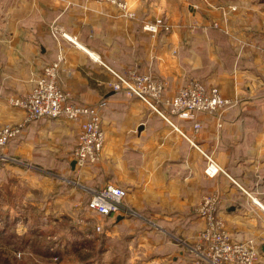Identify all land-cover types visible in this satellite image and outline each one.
I'll return each mask as SVG.
<instances>
[{"label":"crops","instance_id":"crops-1","mask_svg":"<svg viewBox=\"0 0 264 264\" xmlns=\"http://www.w3.org/2000/svg\"><path fill=\"white\" fill-rule=\"evenodd\" d=\"M128 1L135 18L104 0H0V125L22 126L0 150L16 159L0 156V240L12 235L10 220L12 233L29 238L24 248L33 245L34 264H212L196 263L193 247L205 226L200 204L215 193L226 227L254 239L264 264V0ZM157 16L173 29L142 28ZM59 53L69 98L102 104L97 162L73 164L78 121L28 120L10 102ZM113 70L153 75L165 83L163 100L198 81L236 102L194 118L170 114L162 102V114L115 89ZM204 151L223 168L215 176L205 173ZM107 183L127 190L122 211H87L92 190Z\"/></svg>","mask_w":264,"mask_h":264},{"label":"built area","instance_id":"built-area-1","mask_svg":"<svg viewBox=\"0 0 264 264\" xmlns=\"http://www.w3.org/2000/svg\"><path fill=\"white\" fill-rule=\"evenodd\" d=\"M104 1L118 6L120 15L129 18L136 17V12L131 8L128 0ZM142 28L155 35L171 31L173 24L166 17L157 16L144 19ZM53 32L57 35L56 28L53 29ZM62 34L71 40H76V36H69L66 32H62ZM64 61V55L59 53L56 59L44 66L43 72L34 80L31 90L25 94L11 97L10 102L23 108L27 112L28 120L64 115L78 121L81 129L78 144L74 150V159L78 165L94 163L100 160V154L105 144L102 104H80L69 98L58 81ZM112 72L117 78V81L112 83L115 89H123L127 94L141 98L162 114H165L159 108V104L162 102L170 114L184 118H194L198 112L221 115L226 108L236 102L233 98L225 96L219 86H207L198 81L181 87L173 96L163 100L165 83L153 75L136 71L129 74L119 73L115 70ZM21 127V125L10 123L0 125V150L18 136ZM194 127L200 128V122H195ZM196 147L202 150L199 145ZM204 154L207 159L205 173L208 176H215L223 170L212 154L205 151ZM0 156L16 160L1 151ZM126 193L127 190L123 186L114 183L94 188L86 203L87 211L104 216L121 212ZM218 199V195L215 193L206 194L200 204L199 212L205 219V226L197 232V241L193 247L196 252L195 262L258 264L261 255L258 244L254 239H237L231 234L217 212ZM96 229L100 231L101 225H97ZM17 254L21 256L23 251H19ZM54 258L58 257L54 256Z\"/></svg>","mask_w":264,"mask_h":264},{"label":"rangeland","instance_id":"rangeland-1","mask_svg":"<svg viewBox=\"0 0 264 264\" xmlns=\"http://www.w3.org/2000/svg\"><path fill=\"white\" fill-rule=\"evenodd\" d=\"M7 202L8 203H6V205H8L9 208L15 207L16 205L23 207V208L26 207V204H24L23 202H19L17 204L16 203L10 204L9 200ZM25 211H27V207H26ZM27 213H28V211H27ZM33 219H31L30 223H28L30 227L33 226V224H32ZM39 221L43 222V220H39ZM7 225H8V228H11V229H8L7 232H10L12 235L7 236L5 239L2 238V241L0 240V242H1L0 246L2 247V250H0V264H34L35 255H34V252L32 250L33 245L29 246V247L26 246V248H24L25 244H26L27 240H29V238L26 237V235L25 236L20 235V234L16 235V233H12L14 230L13 227H14L15 223L12 224L10 222V220H5L4 226H7ZM42 226L47 227V225L45 226V224H43ZM58 229H60V228L58 227ZM34 247L37 250V246L34 245ZM19 251H23V254L21 256H18V254H17Z\"/></svg>","mask_w":264,"mask_h":264},{"label":"water","instance_id":"water-1","mask_svg":"<svg viewBox=\"0 0 264 264\" xmlns=\"http://www.w3.org/2000/svg\"><path fill=\"white\" fill-rule=\"evenodd\" d=\"M76 163V161L75 160H73V164H75ZM191 264H195V263H191Z\"/></svg>","mask_w":264,"mask_h":264}]
</instances>
